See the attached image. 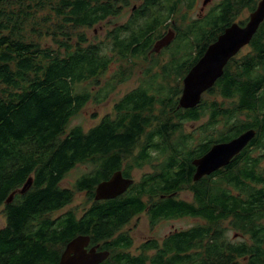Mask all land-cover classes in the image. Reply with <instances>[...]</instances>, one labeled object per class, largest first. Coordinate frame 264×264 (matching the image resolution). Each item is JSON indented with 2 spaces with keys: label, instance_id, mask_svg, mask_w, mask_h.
<instances>
[{
  "label": "trees",
  "instance_id": "trees-1",
  "mask_svg": "<svg viewBox=\"0 0 264 264\" xmlns=\"http://www.w3.org/2000/svg\"><path fill=\"white\" fill-rule=\"evenodd\" d=\"M258 1L223 0L218 10L186 23L162 63L152 51L160 30L194 0H0V264H58L78 235L92 243L110 239L143 213L145 194L154 200L151 223L197 222L143 243L137 254L129 253L132 240L122 233L104 248L110 255L101 264H264V23L249 52L227 63L198 105L181 109L176 101L208 45ZM128 9V21L120 23ZM112 24L99 42L81 31ZM142 65L140 85L113 104L112 114L88 129L71 125L88 103L101 102ZM160 80L179 86L166 88ZM199 121L202 139L193 145L196 133L186 125ZM246 130L255 136L227 167L193 182L194 158ZM152 153L162 158L152 173L116 199L93 201L97 184L116 171L132 178ZM79 165L88 171L73 188L62 187ZM29 178L28 190L17 193ZM185 189L193 202L178 199ZM76 192L86 194L82 216L68 210L54 217ZM229 229L242 239H229Z\"/></svg>",
  "mask_w": 264,
  "mask_h": 264
},
{
  "label": "water",
  "instance_id": "water-1",
  "mask_svg": "<svg viewBox=\"0 0 264 264\" xmlns=\"http://www.w3.org/2000/svg\"><path fill=\"white\" fill-rule=\"evenodd\" d=\"M209 1L205 0L203 5ZM263 22L264 0H259L254 11L249 14L245 25L233 23L226 27L184 76L177 108L192 109L198 105L202 94L212 88L223 75L224 68L230 59L234 58L242 48L249 45ZM173 38L174 34L169 31L154 44L152 51L158 53L162 48L168 46ZM255 133L254 130H246L228 142L213 145L201 157L193 159L192 165L195 167L193 182L228 166L232 159L252 140ZM31 183L32 179L29 178L16 192L23 194L28 190ZM133 183V179L124 178L120 171H116L109 179L97 184L94 200L114 199L124 194ZM12 197L13 194L6 203H9ZM89 242V237L84 235L76 236L68 241L60 254L58 264H101L108 258L109 252H97L94 248L87 251L86 247Z\"/></svg>",
  "mask_w": 264,
  "mask_h": 264
},
{
  "label": "rangeland",
  "instance_id": "rangeland-1",
  "mask_svg": "<svg viewBox=\"0 0 264 264\" xmlns=\"http://www.w3.org/2000/svg\"><path fill=\"white\" fill-rule=\"evenodd\" d=\"M204 1L205 0H194L192 7L189 9L186 6H182L178 14H176V17L172 18L171 22L168 23L167 28L160 30L161 37L156 39L155 43L158 40H160L165 34L169 33V31H171L174 34V38L170 42V44L165 48L161 49V50H165L166 52L162 53L163 55L159 57L160 62L164 63L167 60V58L171 56L172 51L169 49L173 47V42L177 37V29L183 30L186 23L199 19L203 15L210 14L209 13L210 10L214 8V6L222 0H213L212 2L209 1L208 3H206V5H203ZM249 14L250 13L246 10L239 11L237 16H235L233 23L245 24L248 20ZM129 15H130V11L128 9L124 13L123 18L119 22L120 23L126 22V19L129 18ZM110 29L111 26L109 25L107 26L98 25L92 29H83L81 31L87 36V38L90 41L99 42V41H103L106 32ZM43 44L50 45L51 43L48 39H46L43 40ZM248 52H249V48L246 46L242 48L234 58L239 59ZM190 54L191 56H193L194 52L190 51ZM115 65L114 64L112 65V68L109 70L108 75H111L112 71L115 68ZM140 67L141 66H138L136 68L131 79L117 86L116 89L118 91V94L113 95V93H111L105 99L101 100V102L88 103L85 106V108L82 110V112L79 114V116L72 121L71 125L73 126L80 125L84 129H88L92 126L97 125L104 116L112 114L113 104L118 100V98H121L125 93L135 89L140 85V80L143 78L142 72L144 66L142 65V67L141 68ZM161 82L166 88L174 89L176 86L179 85L177 81H166V83L163 81ZM191 128H192L191 125L189 124L186 125L187 130H190ZM87 171L88 168L84 165H79L75 167L65 177V179L61 183V186L66 188H73L75 181ZM143 172H145V170L143 169L133 172L132 178L134 179L135 182H138ZM177 197L180 200H185L191 203L192 195L187 189L179 192ZM86 206H88V203L86 204V194L84 192L81 193L76 192L71 204L57 211L56 213L53 214V216L57 217L68 210H75V213H77V215H81L83 213V210L86 208ZM195 223H196L195 221L189 219L176 220L168 223H162L157 227L156 230H150V228L147 225L146 218L144 216H141L139 218H134L132 222H130V224L125 229H123V232L129 231L130 232L129 235H131L132 248H130L129 253L137 254L138 248L140 247L141 244L144 243L146 239L150 238L149 236H154L156 241L160 242L164 237V235L168 234L172 229L176 228L177 230H185L193 226ZM3 226H4V219L0 215V228ZM223 226H227V223H224ZM227 235L229 239L232 240L238 241L242 239L238 237V235L231 229L228 230Z\"/></svg>",
  "mask_w": 264,
  "mask_h": 264
},
{
  "label": "flooded vegetation",
  "instance_id": "flooded-vegetation-1",
  "mask_svg": "<svg viewBox=\"0 0 264 264\" xmlns=\"http://www.w3.org/2000/svg\"><path fill=\"white\" fill-rule=\"evenodd\" d=\"M211 2L213 1V0H210ZM223 1V0H222ZM221 3V1L219 2V3H217L215 6H214V8H212L211 10H218V5ZM206 5V4H205ZM211 10H210V12H211ZM209 12V13H210ZM207 15H203V16H201L199 19H202V17L203 18H205ZM129 19V18H128ZM128 19H126V22L128 21ZM233 24V23H232ZM236 24H238V23H236ZM240 25V24H239ZM243 25H245V24H243ZM117 26V24H112L111 25V29L112 28H115ZM242 26V25H241ZM163 36V35H162ZM216 40V39H215ZM213 43V42H212ZM154 46V45H153ZM209 46V45H208ZM166 51L165 50H160V52H158V53H155V52H153V54L154 55H160V54H162V53H165ZM205 52V51H204ZM173 53V52H172ZM196 53V52H195ZM194 53V54H195ZM163 55V54H162ZM203 55V54H202ZM231 60V59H230ZM198 61V60H197ZM196 61V62H197ZM195 62V63H196ZM194 63V64H195ZM193 64V65H194ZM192 65V66H193ZM191 68V67H190ZM190 70V69H189ZM183 80V79H182ZM179 86V85H178ZM178 86H176L174 89H177V87ZM182 87H183V84H182V82H181V84H180V94H179V96H177V98H176V101H177V103H178V100H179V98H180V95H181V91H182ZM116 88H117V86H116ZM115 88V90H114V92H113V95H116V94H118V91H117V89ZM173 89V88H172ZM97 88H94V91H96L97 92ZM203 95V94H202ZM120 98H118V100H119ZM117 100V101H118ZM203 122H204V120H202ZM189 125H191V129L189 130V132H194V133H196V134H194V136H193V145H196L197 143H199L200 141H201V139H202V137H201V135H200V133H199V131L197 132V130H199V128H200V126H201V121H199V122H192V123H190ZM205 154V153H204ZM203 155V154H202ZM202 155H200L199 157H201ZM151 163L150 164H148V165H145L142 169L143 170H145V172H143V174H142V176L141 177H144V176H146L147 174H150V173H152V168H153V166H155V167H157L160 163H161V161H162V158H161V156L158 154V155H156V153H152V155H151ZM199 157H196V158H199ZM235 158V157H234ZM233 158V159H234ZM195 159V158H194ZM232 159V160H233ZM232 162V161H231ZM230 162V163H231ZM193 166V165H192ZM227 167V166H226ZM225 168V167H224ZM193 174H194V171H195V167L193 166ZM215 173V172H214ZM213 174V173H212ZM211 175V174H210ZM123 176V175H122ZM140 177V178H141ZM205 177V176H204ZM125 178V177H124ZM203 178V177H202ZM201 178V179H202ZM129 179H133V178H129ZM200 179V180H201ZM134 180V179H133ZM200 180H198V181H200ZM197 181V182H198ZM135 182V181H134ZM96 188V187H95ZM94 192H95V190H94ZM192 195V194H191ZM114 199H116V198H114ZM111 200H113V199H110V200H101V201H96V200H94V194H93V201L95 202V203H101L102 204V202H106V201H111ZM142 201H143V203L145 204V206H146V208L144 209V211H143V213H141V214H138V215H135L131 220H129V222L128 223H126L115 235H113L110 239H106V240H102V241H100V242H96V243H92L91 242V240H90V242H89V244H88V246L86 247V250L87 251H89L90 249H92V248H94L97 252H102V251H108L109 252V255H110V250H108V249H104V248H110L109 246H111L110 244H113V242L115 241V239L116 238H118L119 236H121L120 234H122V233H124V234H126V235H128L130 238H131V235H129L130 234V232L129 231H127V232H123V229H125L129 224H130V222H132V220L134 219V218H139V217H141V216H144L145 218H146V220H147V225H148V227L150 228V230H156L157 229V227L160 225V224H162V223H168V222H171V221H176V220H184V219H189V220H192V221H195V222H197V219H195V218H190V217H177V218H170V219H162V220H159V221H157V222H155V223H151L150 222V220H149V209L152 207H154L153 206V202H154V200H153V198H152V196L149 194V195H144L143 197H142ZM183 201H185V200H183ZM186 202H188V201H186ZM191 202H193V197L191 198ZM189 203V202H188ZM99 206V205H98ZM83 212H84V210H83ZM83 214V213H82ZM82 214L81 215H78V217H81L82 216ZM178 231H180V230H177L176 228L175 229H172L168 234H166V235H164V237L162 238V239H164V238H166V237H168V236H170L171 234H173V233H176V232H178ZM79 236V235H78ZM150 238H148V239H146L145 241H144V243H146V242H149V241H152V240H156L155 239V237L154 236H149ZM90 239V238H89ZM142 245V244H141ZM131 248H132V246H131ZM130 250V249H129ZM139 252V251H138ZM109 257V256H108ZM104 262V261H103ZM102 262V263H103Z\"/></svg>",
  "mask_w": 264,
  "mask_h": 264
},
{
  "label": "bare ground",
  "instance_id": "bare-ground-1",
  "mask_svg": "<svg viewBox=\"0 0 264 264\" xmlns=\"http://www.w3.org/2000/svg\"><path fill=\"white\" fill-rule=\"evenodd\" d=\"M263 23H264V22H263ZM10 196H11V195H10ZM10 196H9V197H10ZM118 197H119V196H118ZM8 199H9V198H8ZM9 203H10V202H9Z\"/></svg>",
  "mask_w": 264,
  "mask_h": 264
}]
</instances>
